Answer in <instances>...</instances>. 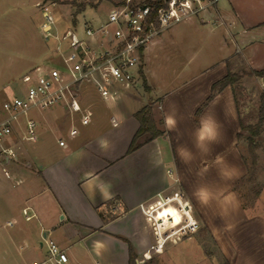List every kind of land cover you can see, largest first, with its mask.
Masks as SVG:
<instances>
[{
    "label": "crops",
    "instance_id": "obj_1",
    "mask_svg": "<svg viewBox=\"0 0 264 264\" xmlns=\"http://www.w3.org/2000/svg\"><path fill=\"white\" fill-rule=\"evenodd\" d=\"M218 1L216 11L204 13L199 21L209 23L214 17L223 22L226 32L237 45L236 53H242L240 60L248 70L264 69V56L258 54V44H262L260 37H264V0H224L220 5ZM189 21L192 23V19ZM161 42L153 41L144 52V76L150 88L145 69L158 48L156 45ZM227 72L226 64L216 78L204 79L202 76L196 79V85L184 87H189V93L185 90L180 95L177 94L179 91H172L159 97V101L154 99L153 112H162L164 125L167 115H176L178 129L170 131L165 125L169 132L165 138L158 137L133 152H129V148L139 128L134 114L148 105L134 96L136 83L116 100L102 98L92 103V109L84 104L91 121L95 114L93 109H97L100 125L104 126L108 121L111 129H103L99 134L88 133L80 138L81 141L79 134L75 137L78 141L63 147V150L39 143L43 133L71 125V117L45 116L41 122L37 119L38 142L18 147L17 159L0 161V227H11L9 240L24 242L27 247L33 243L37 249L33 250L35 258L32 263L46 256V237L55 240L67 252L79 245L82 262L87 264L97 261L101 264H130L129 243L137 254L138 264H221L225 259L231 264H264V179L258 196L253 195L249 205H245L239 193L232 190L233 185L248 174L237 137L241 130V115L232 87L227 86L217 93L196 116L197 109L210 95L213 83ZM205 112H214L224 132L223 142L213 145L211 151L223 152L225 156L226 151L231 150L233 158L229 163L237 169L235 178L225 182L226 187L225 184L218 186L225 192L236 194L235 211L222 220L217 215L219 209L216 205L198 207L203 233L213 237L222 261L199 240V243L183 245L185 239H181L170 242L161 251L151 249L156 235L153 226L157 234H162V230L168 227L181 226L184 219L190 220L188 226L196 224L191 214L192 206L187 200L174 197L164 202L157 199L150 205L147 216L141 209V205L149 203L169 186L161 177H156V169L160 170L169 157L163 153L162 139L170 141L172 132L175 137L179 132L186 138V146L193 147L194 131ZM74 123L80 128L78 118ZM171 148L169 158L175 162L177 155ZM207 160V166H222L215 160L210 164ZM4 168L9 171V177L5 175ZM89 172L110 184L108 198H102L99 187L87 175ZM101 205L106 206L104 213L109 220L105 221L97 211ZM24 209H28L31 219H26ZM97 241L105 245L99 254L94 247Z\"/></svg>",
    "mask_w": 264,
    "mask_h": 264
},
{
    "label": "rangeland",
    "instance_id": "obj_2",
    "mask_svg": "<svg viewBox=\"0 0 264 264\" xmlns=\"http://www.w3.org/2000/svg\"><path fill=\"white\" fill-rule=\"evenodd\" d=\"M85 4V8L77 11L76 6L70 2ZM126 0H0V100L13 97L20 94L24 87L23 76L30 71L29 69L40 62H44L52 58L50 49L40 31V23L47 12H51L58 20L60 29L73 27L76 21L81 34H84V22H90L93 25H99L106 21L109 10L118 4L124 3ZM142 0H134L141 2ZM224 0H219L220 5ZM217 5H211L206 11H202L194 15L191 21H180L173 24L162 34L157 36L154 41L161 40L162 42L156 45V52L150 57L145 73L147 75L149 85L144 84L145 78L140 74L137 76L135 86L136 99H142L145 104L155 105L154 99L159 101V97L166 96L169 92L179 91L177 94L182 95V92L187 90V85H196V79L204 76V79L216 78L219 73L225 69L227 61L233 65V70L241 72L248 70L243 61L240 60L242 53H236L237 45L234 43L231 35L226 32L225 25L220 20L210 19L209 23H201L199 19L207 12H215ZM74 17L76 19H74ZM261 38V43L258 44L260 49L258 54L264 56V37ZM90 40V39H89ZM258 46V47H259ZM231 56V57H230ZM42 59H44L42 61ZM140 66L143 67L144 73V55L141 59ZM238 90V101L240 104L241 116L247 123H257L259 119V111L261 106V95H264V78L246 75L243 76L236 84ZM183 89V90H182ZM191 91V89H190ZM137 92V93H136ZM189 93V92H188ZM185 95H187L185 93ZM190 95V94H189ZM102 97L96 89L85 84L81 87V102L82 105L87 104L92 109V103L101 101ZM95 114L92 121L87 126L80 125V138L86 134H99L103 129H111L110 123L107 121L104 126H101L97 120V109H93ZM160 112V113H159ZM154 114V118L160 129H164L166 133L162 136L165 138L169 132L165 125L160 123L163 120L161 111ZM30 114L41 122L45 116H57L59 118L69 116L64 105H58L51 109H46L43 112L37 110L30 111ZM70 125L59 127L57 130L43 133L40 145L45 147H56L63 150L59 146L58 139L64 138L68 145L78 141L71 138L69 135ZM107 131V130H106ZM181 134V133H180ZM171 135L172 140L164 141L163 153L166 156L172 155V148L177 155L176 149L178 145L186 146V138L183 135ZM246 132L243 138L239 140V147L243 152V157L250 161L247 147ZM168 137V136H167ZM227 139V138H226ZM81 141V140H80ZM259 148L257 150L259 167L256 174V183H249L247 176L233 185L232 190L237 191L245 205H249L253 200V189L259 187L264 179V124L262 131L257 137ZM26 143H21L24 145ZM171 144V145H170ZM194 154L191 157V163L185 164L177 155L175 162L171 158H167L160 170L156 169V177H161L163 181L168 183V187L163 189L149 203H146L145 209H149L157 199L167 201L173 196L175 191H178L183 200H187L192 206V216L196 224H191L190 220L184 219L183 224L178 227H168L162 230V235L171 236L164 246L170 245V242H177L185 239L182 243H199L198 240L204 243L206 249L221 259L219 252L213 242V237L210 234L203 233V227L199 218L200 206L192 197V188L196 183L207 182L214 184L215 187L223 186L225 181H222L218 175L217 168L207 166L205 159L210 163H214L215 157L223 152L211 151L203 154L198 151L195 146L188 147ZM225 155L228 162L232 160L231 150H227ZM213 165V164H212ZM199 173V175H198ZM187 187L189 190L187 191ZM189 198L193 201L191 202ZM175 204V203H174ZM194 204V205H193ZM176 205V204H175ZM186 226V228H184ZM154 227V226H153ZM156 228V227H154ZM11 227H0V264H32L33 250L37 249L33 243L19 241L13 243L9 240ZM174 234V235H172ZM1 238H3L1 240ZM194 239V240H188ZM197 239V240H195ZM158 241V236H154L150 246L155 245ZM83 245V243H80ZM179 250V249H177ZM154 251V250H153ZM72 264H87L82 262L81 248L79 245L68 250ZM85 260V259H84Z\"/></svg>",
    "mask_w": 264,
    "mask_h": 264
},
{
    "label": "built area",
    "instance_id": "obj_3",
    "mask_svg": "<svg viewBox=\"0 0 264 264\" xmlns=\"http://www.w3.org/2000/svg\"><path fill=\"white\" fill-rule=\"evenodd\" d=\"M145 1L126 0L114 5L103 23L96 26L84 22V34L76 22L73 27L61 30L55 15L45 14L40 31L51 45L53 57L23 76L20 94L0 100V161L17 159L21 143L38 142L39 122L30 114L32 110L43 112L64 105L73 120L69 135L77 137L80 129L74 120L78 118L82 126L91 122V115L81 102L82 85H92L106 101L116 100L123 91L133 88L144 52L157 36L177 22L190 20L218 0H166L167 5L157 10ZM112 122L116 124L114 117ZM58 144L68 146L64 138H59ZM3 171L10 176L6 168ZM174 197L182 199L178 191L169 199ZM141 209L147 216L149 209L144 205ZM23 213L27 220L32 218L28 209ZM155 234L158 241L151 249L161 251L171 236L157 234L156 228ZM44 242L46 256L32 264H72L67 250L55 240L45 237Z\"/></svg>",
    "mask_w": 264,
    "mask_h": 264
},
{
    "label": "trees",
    "instance_id": "obj_4",
    "mask_svg": "<svg viewBox=\"0 0 264 264\" xmlns=\"http://www.w3.org/2000/svg\"><path fill=\"white\" fill-rule=\"evenodd\" d=\"M59 1V0H55ZM74 6H76V10L79 12L85 8V4L83 3H76L75 1L70 2ZM145 4H150L153 6L155 10H157L159 7L166 6L167 1L166 0H147L145 1ZM74 19H76L74 17ZM76 22V21H75ZM73 22V23H75ZM227 66H228V72L227 74L213 83L211 87V93L210 95L206 98V100L201 104V106L197 109L196 111V116H199L203 109L215 98L216 94L221 92L224 88L227 86H231L234 92V97L235 101L237 104V108L239 110V115L240 113V104L238 101V90H236V84L240 81V79L243 76L246 75H252L260 78H264V69L261 70H243L241 72L238 71H233L232 70V63L230 61H227ZM139 74L142 78H145L144 73H143V67L140 66L139 69ZM144 84H146V80L144 81ZM134 117L137 119L139 122V128L137 132L135 133L130 148L129 152H133L140 148L142 145L163 136L166 131L164 129H160L157 126V122L154 118L153 114V107L152 105H145L142 107L140 110H138L135 114ZM160 123H163V120L160 121ZM240 124H241V130L238 133L237 137L240 140L243 138L244 133H248L249 135L247 136V145H248V154L250 156V161H248L246 158H244L247 167H248V176L247 180L249 183L255 184L256 183V174H257V169H258V153L257 150L259 148V143L257 141V137L260 135L262 131V126L264 124V95H261V106H260V111H259V119L257 123H247L246 120L241 116L240 118ZM262 188V184L259 187H254L253 195L256 197L258 196L260 190ZM106 206L101 205L97 208V211L99 214L103 217V219L109 220L106 218L104 210ZM129 261L130 264H138L137 263V254L132 246L131 243H129ZM148 264V263H144ZM221 264H231L228 260H224Z\"/></svg>",
    "mask_w": 264,
    "mask_h": 264
},
{
    "label": "clouds",
    "instance_id": "obj_5",
    "mask_svg": "<svg viewBox=\"0 0 264 264\" xmlns=\"http://www.w3.org/2000/svg\"><path fill=\"white\" fill-rule=\"evenodd\" d=\"M165 125L170 131H175L178 129L179 120L176 115L169 114L165 117ZM194 137V146L198 151L204 152L205 154L212 150L213 145H218L223 142L224 132L222 124L214 112H205L200 116L198 126L194 131ZM176 152L182 162L187 165L191 163L190 158L193 157L194 154L186 146L178 145ZM215 163L217 165H222L221 167H217L218 175L222 181L227 182L235 178L237 169L227 161L225 156L218 154L215 157ZM87 175L90 177L92 183L99 187L102 198H108V187L110 184L103 181L93 172H89ZM192 197L202 207L216 205L219 209L217 215L222 220L235 211L236 194L225 192L223 188L215 187L214 184L207 182L196 183L192 188ZM94 247L97 249V254H99V250L103 249L105 245L97 241Z\"/></svg>",
    "mask_w": 264,
    "mask_h": 264
}]
</instances>
